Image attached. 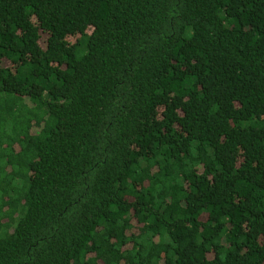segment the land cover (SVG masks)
<instances>
[{
    "label": "trees",
    "instance_id": "trees-1",
    "mask_svg": "<svg viewBox=\"0 0 264 264\" xmlns=\"http://www.w3.org/2000/svg\"><path fill=\"white\" fill-rule=\"evenodd\" d=\"M0 264H264V0H0Z\"/></svg>",
    "mask_w": 264,
    "mask_h": 264
}]
</instances>
